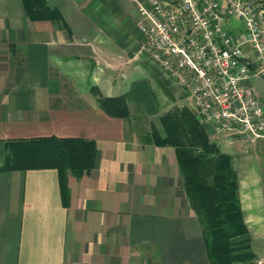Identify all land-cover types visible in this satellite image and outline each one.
Here are the masks:
<instances>
[{
  "label": "crops",
  "instance_id": "1",
  "mask_svg": "<svg viewBox=\"0 0 264 264\" xmlns=\"http://www.w3.org/2000/svg\"><path fill=\"white\" fill-rule=\"evenodd\" d=\"M60 22L32 21L0 0V264H209L175 147L156 146L99 98L159 117L190 97L143 53L131 0H45ZM198 120V119H197ZM199 122V120H198ZM200 126L228 157L254 260L264 262V152ZM93 143V164L4 170L8 144L35 138Z\"/></svg>",
  "mask_w": 264,
  "mask_h": 264
},
{
  "label": "built area",
  "instance_id": "2",
  "mask_svg": "<svg viewBox=\"0 0 264 264\" xmlns=\"http://www.w3.org/2000/svg\"><path fill=\"white\" fill-rule=\"evenodd\" d=\"M132 1L142 50L186 90L199 122L264 140V107L247 85L264 80V0Z\"/></svg>",
  "mask_w": 264,
  "mask_h": 264
},
{
  "label": "trees",
  "instance_id": "3",
  "mask_svg": "<svg viewBox=\"0 0 264 264\" xmlns=\"http://www.w3.org/2000/svg\"><path fill=\"white\" fill-rule=\"evenodd\" d=\"M22 4L32 21H61L57 12L47 8L45 0H22ZM98 104L108 115L127 119L122 112L127 107L123 97L99 98ZM194 119L200 128V149L193 151L169 142L168 136L152 141L156 146L169 144L175 147L185 198L202 227L209 264H253L250 238L237 197L236 174L228 157L219 154L198 120ZM154 132H151V138L156 137ZM8 149L10 156L5 159L4 170L54 168L59 174L70 170L80 175L91 168L94 157L93 143L83 139L35 138L9 143ZM36 158H39L38 166L29 164Z\"/></svg>",
  "mask_w": 264,
  "mask_h": 264
},
{
  "label": "rangeland",
  "instance_id": "4",
  "mask_svg": "<svg viewBox=\"0 0 264 264\" xmlns=\"http://www.w3.org/2000/svg\"><path fill=\"white\" fill-rule=\"evenodd\" d=\"M132 1V0H131ZM133 2V1H132ZM134 3V2H133ZM135 4V3H134ZM139 14V13H138ZM140 16V15H139ZM139 28V23H138ZM141 32V31H140ZM144 55L153 61L151 58L147 56V54L143 51ZM154 62V61H153ZM157 68H159L161 71L167 74L166 70L162 67L160 63H155ZM172 79V78H171ZM176 84L177 82L172 79ZM249 87L253 89L254 94L260 99L263 107H264V80L261 79H255L251 78L249 80V83L247 84ZM180 87V86H179ZM156 89L163 94L165 97L164 100L166 102L165 109H163L160 116L157 118H147L142 113L139 115L137 112L134 113V110L128 108V106L125 108L123 114L127 115V121H128V135L129 137L139 139L143 136V132L147 133V135H151V132L154 130V134L156 137L152 136V140L155 138L164 139L166 138L169 142H176L179 146H183L185 148H189L193 151L200 149L202 147V144L198 138V127L197 123L195 122L194 115L192 112V107L189 103H179L176 104L170 97L168 93L165 92V90L162 88L156 87ZM186 92V90H185ZM101 99V98H100ZM190 103L192 104L193 108L196 112V119H200L198 116L199 112L195 107V104L193 103L192 99L190 98ZM198 113V115H197ZM205 127H210L212 131L216 134H222L223 130H217L213 126L204 125ZM198 127V128H197ZM197 130V131H196ZM153 134V133H152ZM208 137V136H207ZM236 140L242 141L244 143L247 142L246 139L240 138L238 132L234 134ZM212 143V142H210ZM215 145V147L218 150V147L215 143H212ZM10 156V154H8ZM38 159L36 158V161L30 160L32 166H38ZM24 162L23 165H26Z\"/></svg>",
  "mask_w": 264,
  "mask_h": 264
},
{
  "label": "water",
  "instance_id": "5",
  "mask_svg": "<svg viewBox=\"0 0 264 264\" xmlns=\"http://www.w3.org/2000/svg\"><path fill=\"white\" fill-rule=\"evenodd\" d=\"M258 145H259L260 150H261L262 152H264V140H260V141L258 142Z\"/></svg>",
  "mask_w": 264,
  "mask_h": 264
}]
</instances>
